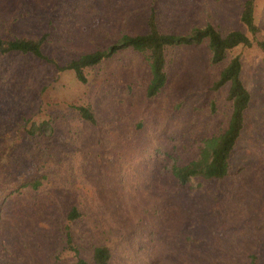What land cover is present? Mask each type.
<instances>
[{
  "label": "rangeland",
  "instance_id": "374dc122",
  "mask_svg": "<svg viewBox=\"0 0 264 264\" xmlns=\"http://www.w3.org/2000/svg\"><path fill=\"white\" fill-rule=\"evenodd\" d=\"M242 1L0 0V32L46 34L43 52L62 65L144 32L152 8L165 32L209 23L247 33ZM254 17L264 33V0ZM237 54L251 99L230 174L180 186L172 166L227 125L228 84L211 86ZM210 57L207 39L170 48L167 82L148 98V60L130 48L87 69L85 83L30 55H0V264H74L77 251L92 264L101 243L110 264H250L253 252L264 264V59L242 46L218 65ZM31 122L42 131L30 136ZM39 174L36 191H16ZM71 206L81 215L67 226Z\"/></svg>",
  "mask_w": 264,
  "mask_h": 264
},
{
  "label": "trees",
  "instance_id": "16d2710c",
  "mask_svg": "<svg viewBox=\"0 0 264 264\" xmlns=\"http://www.w3.org/2000/svg\"><path fill=\"white\" fill-rule=\"evenodd\" d=\"M154 8L146 19L144 32L138 34H124L113 44L104 49L80 54L65 64H59L43 52L47 35L26 37L4 35L0 32V55L21 54L30 55L40 61L53 65L57 70H73L79 82H86L87 69L93 68L103 60L110 58L118 51L130 48L142 53L148 60L150 79L146 85V96L155 97L167 82V51L170 48L184 44H199L207 39V46L211 52L210 61L218 65L226 58L227 52L237 46L244 48L255 47L264 59V33L256 23L254 17V0L241 2L240 21L246 26L247 33L233 29L221 32L211 24L194 27L188 34H177L161 30ZM242 62L240 55L232 56L220 70L218 78L212 83L211 89L219 90L228 84L227 100L231 103V112L225 128L215 136L207 138L201 148L199 157L185 165L174 164L171 174L180 186L186 187L192 179H205L207 181H220L229 176L231 171V157L245 124V114L251 99V93L246 88L241 78ZM80 118L90 124H95L96 119L90 105H71ZM43 125L31 122L27 132L30 136L42 131ZM43 174L34 175L23 180L16 188L31 189L36 191L42 184ZM81 212L77 206H71L65 214L66 225L76 221ZM71 237L67 234L66 243L70 245ZM74 264H89L79 256ZM250 264H258L259 255L253 252L249 256ZM111 252L106 244H98L93 248L92 264H110Z\"/></svg>",
  "mask_w": 264,
  "mask_h": 264
}]
</instances>
